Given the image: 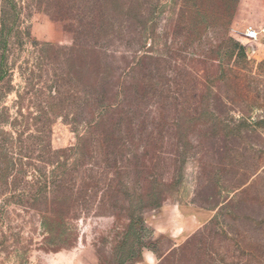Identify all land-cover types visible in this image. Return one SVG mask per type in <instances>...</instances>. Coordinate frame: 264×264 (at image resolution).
I'll use <instances>...</instances> for the list:
<instances>
[{
  "label": "rangeland",
  "instance_id": "rangeland-1",
  "mask_svg": "<svg viewBox=\"0 0 264 264\" xmlns=\"http://www.w3.org/2000/svg\"><path fill=\"white\" fill-rule=\"evenodd\" d=\"M60 2L0 0L12 81L7 93L0 82V119L9 118L0 124V264H264V0L113 2L103 34L110 81L122 72L130 88L129 129L158 137L127 142L116 165L77 148L76 118L87 107L65 76L70 55L52 65L41 57L45 44L68 52L77 35H95L88 11H78L83 3L69 0L73 14L60 19ZM249 26L258 39L245 36ZM146 53L144 78L130 67ZM56 74L67 94L47 152L43 101ZM143 78L148 91L137 95L133 82ZM19 107L28 121L16 130ZM84 178L99 181L82 189ZM134 208L146 227L142 244L135 241L132 258L120 257L114 249ZM54 214L64 218L51 241L43 217Z\"/></svg>",
  "mask_w": 264,
  "mask_h": 264
},
{
  "label": "trees",
  "instance_id": "trees-1",
  "mask_svg": "<svg viewBox=\"0 0 264 264\" xmlns=\"http://www.w3.org/2000/svg\"><path fill=\"white\" fill-rule=\"evenodd\" d=\"M118 1L119 0H78L79 3H83L82 8L80 7L78 11L83 12L82 9L84 8L85 12L88 11V23H90L88 28L89 31L94 32L95 35L87 36L86 40L80 39L77 35L74 37V43L69 48L68 52L52 44H45L46 49H42L41 51V57L46 60L49 65L54 63L55 56L69 54V60L72 61L71 65L68 66V72H65L66 75H64L73 78L75 81V91L77 95H80L78 96L79 99L86 96L84 99H86L87 115L86 117L76 118L77 125L83 128V133L78 136L77 148L79 152L82 156L88 153H95L96 155H94V158H101V162L103 163L113 161L115 165L120 161L118 153L121 152L122 147L127 142H134L135 139L139 138V141H143L146 144H153L158 140V137L156 138L153 131L149 132L147 135L141 134L137 136L133 129H129L130 127L124 117L123 108L128 100L127 89L129 90L130 88L127 87L123 89L126 86L124 83L121 85L122 72L119 74V77H117L115 83L110 81L111 68L104 57L107 35L103 34L106 32L107 24L110 19L109 11L112 7L111 5L113 2ZM236 1L237 0H235V5ZM60 4L63 6L62 9H58L57 11V14H60V19H66L68 15L71 16L73 14L74 8L69 7V0H61ZM8 44L9 39L7 36L0 35V47H2L0 51V82L7 83L8 87L5 93L11 89L12 82L8 68V56L4 50V48L8 47ZM235 45H238L240 49L243 48L238 43H235ZM83 55H85V57L88 56L89 61H87V63H83ZM134 59L130 70L132 69L135 71L138 68L140 74L142 73L143 77L146 78L147 73H151L148 62L151 63L152 56L146 53L142 56H135ZM86 71H88L89 83L84 82ZM128 72L129 71H127L126 74ZM63 78V75L60 76L56 74L54 79H51L53 85L46 88L47 92L43 101V124L41 133L45 135V140H43L42 144L44 150L47 152H49L51 148L50 133L52 131V121L62 112L61 110L65 108L67 91L62 88ZM144 78L138 79L135 83L133 82V88L136 90L135 94L137 95H144L146 91H148L149 84L146 83ZM25 93L27 94L28 92ZM25 93L19 95L20 104H23ZM80 105L79 106L82 107V104ZM19 117L22 118V120ZM7 120H9L8 117L5 118L4 121ZM23 120L28 121V116L23 112V107H19L18 114L11 122V125L14 126V129L20 130V127H17V125L22 126L21 123ZM4 121L0 119V124ZM22 134L23 132L18 134L20 144L23 143L21 140ZM21 147H23V145H21ZM110 153H113V158L111 159L109 158ZM45 160L49 162L50 159ZM50 162L53 161L51 160ZM86 180L89 179L84 178L82 181L80 186L82 189H87L90 185L92 186L99 181V179H97L88 184ZM140 184V189L142 191L148 189V184L143 182ZM144 200L145 198L141 197L140 203L144 204ZM160 204L158 200L155 201L156 207L160 206ZM136 208L132 210L131 222L127 227L124 237L114 249L117 256L132 258L135 252L134 249L136 248L135 241L139 242L140 245L142 244V233L146 227L144 225V219L135 213V211H137ZM140 208H142V206ZM77 216L78 215H76V217ZM60 217L61 214L59 216H55V214L53 216L44 215L43 217V224L45 230L49 234L48 239L51 241L55 239L54 236L58 227L63 224L64 215L61 219ZM216 221L217 218H213L211 223L215 224ZM133 238L135 240L132 242ZM189 243L190 242H188L184 248L187 247ZM60 249L61 247L58 246L53 250L57 251ZM133 260L135 261L138 259L134 258Z\"/></svg>",
  "mask_w": 264,
  "mask_h": 264
},
{
  "label": "built area",
  "instance_id": "built-area-1",
  "mask_svg": "<svg viewBox=\"0 0 264 264\" xmlns=\"http://www.w3.org/2000/svg\"><path fill=\"white\" fill-rule=\"evenodd\" d=\"M260 35V31L253 27V26H249L246 30H245V36L248 38V39H258Z\"/></svg>",
  "mask_w": 264,
  "mask_h": 264
}]
</instances>
